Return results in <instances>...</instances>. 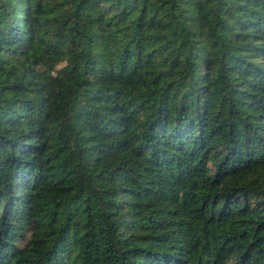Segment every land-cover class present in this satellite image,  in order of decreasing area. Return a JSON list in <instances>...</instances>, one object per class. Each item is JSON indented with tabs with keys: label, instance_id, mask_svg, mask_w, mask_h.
I'll use <instances>...</instances> for the list:
<instances>
[{
	"label": "trees",
	"instance_id": "16d2710c",
	"mask_svg": "<svg viewBox=\"0 0 264 264\" xmlns=\"http://www.w3.org/2000/svg\"><path fill=\"white\" fill-rule=\"evenodd\" d=\"M0 264H264V0H0Z\"/></svg>",
	"mask_w": 264,
	"mask_h": 264
}]
</instances>
